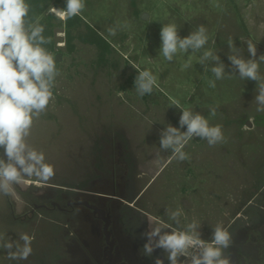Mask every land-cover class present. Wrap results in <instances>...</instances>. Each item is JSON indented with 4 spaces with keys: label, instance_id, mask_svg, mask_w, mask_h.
I'll return each mask as SVG.
<instances>
[{
    "label": "rangeland",
    "instance_id": "obj_1",
    "mask_svg": "<svg viewBox=\"0 0 264 264\" xmlns=\"http://www.w3.org/2000/svg\"><path fill=\"white\" fill-rule=\"evenodd\" d=\"M84 3L80 14L109 41L110 48L101 60L99 49L82 39L86 32L83 25L73 32L68 46L64 17L53 10L56 7L48 9L55 16L51 18L55 45L51 54L59 74L52 89L54 99L38 117L33 116L25 143L28 148L44 153L45 162L53 167L54 174L46 181L35 175L23 176L20 183L10 184L7 194L0 189V264H12L15 259L9 258V254L24 247L23 235L30 238L31 253L55 249L51 214L42 212L31 221L14 217L30 208L28 198L41 192L44 184L76 181L80 175L84 177L86 170L91 171V162L100 156L97 144L102 138L115 137L127 144L136 161L134 175L139 174L142 163L148 164L143 169L150 175L160 168L163 160L169 159L163 176L166 170L175 169L171 166L178 159L173 158L171 148L161 147V138L169 126L181 133L187 131V126L182 127L179 122L183 109L202 115L209 126L221 125L224 142L209 146L207 140L194 136L183 151L199 166L207 161L211 170L224 176L212 177L211 187L225 185L228 217L238 191L242 188L247 192L254 171L264 163V112L257 111L261 105L256 99L260 81L242 79L229 59L230 56L245 61L253 59L248 52L251 42L256 48L258 74L264 78V62L260 61L264 56V0H84ZM170 23L177 25L180 38L203 25L208 42L195 52L192 49L178 52L169 62L161 54L160 32L163 25ZM206 51L219 60L209 57L201 62ZM190 56V67L182 70ZM221 64L223 76L217 79L212 68ZM141 70L150 71L158 85L151 94L143 96L138 94L134 83ZM209 81L216 86L210 87ZM213 108L215 116L210 114ZM247 120L250 126L245 124ZM0 159L8 163L3 147ZM140 185L137 179L135 189ZM158 185L153 183L149 191L157 193ZM5 244L12 247L6 248Z\"/></svg>",
    "mask_w": 264,
    "mask_h": 264
},
{
    "label": "flooded vegetation",
    "instance_id": "obj_2",
    "mask_svg": "<svg viewBox=\"0 0 264 264\" xmlns=\"http://www.w3.org/2000/svg\"><path fill=\"white\" fill-rule=\"evenodd\" d=\"M245 124L251 125L248 120ZM97 145L100 156L91 162V171L76 181L44 184V191L28 198L30 208L14 217L31 221L42 212L51 214L55 249L30 253L12 264H172L169 251L156 246L159 235L150 239L149 233L157 228L160 235L191 232L207 245L213 243L217 227L229 234L227 247L214 245L220 247L221 259L264 264V163L254 171L247 192L238 191L228 217L225 185L211 187L212 177L224 176L207 161L199 166L193 159L177 160L171 166L175 169L163 176L169 159L150 175L148 164L142 163L134 175L136 161L125 142L107 137ZM157 182L159 191L151 193ZM173 212H179L175 219ZM192 223L196 228L190 230ZM146 244H151V253ZM188 253L178 255L177 264H191L201 249L189 248Z\"/></svg>",
    "mask_w": 264,
    "mask_h": 264
},
{
    "label": "clouds",
    "instance_id": "obj_3",
    "mask_svg": "<svg viewBox=\"0 0 264 264\" xmlns=\"http://www.w3.org/2000/svg\"><path fill=\"white\" fill-rule=\"evenodd\" d=\"M65 5V9L58 10L61 17L79 15L85 7L84 0H66ZM29 9L26 0H0V147L4 148L8 158V163L0 159V189L6 194L10 184L20 183L23 176L35 175L46 181L54 174L53 167L45 162L44 153L28 148L25 143V137L29 135L33 124V116L38 117L54 99L52 89L55 86V77L59 74L53 54L40 47V44L51 42V38L45 40L41 35L44 26L40 25L37 19L35 27L29 24L30 34L25 28ZM160 37L161 54L169 62L178 52L185 53L189 49L195 52L201 49L209 39L203 25L190 35L180 38L174 23L163 25ZM228 44L230 48L233 47L231 37ZM248 52L253 59L245 61L236 56H230L229 59L238 69L242 79L260 81L256 99L261 107H258L257 111L264 112V78L258 74L259 63L254 59L256 48L251 42L248 44ZM209 57L219 60L211 51H206L201 62ZM260 61L264 62V56L260 57ZM191 62L190 56L188 61L183 63L182 70L190 67ZM212 72L217 79H221L223 65L213 67ZM134 83L140 96L151 94L153 87H158L157 78L148 70L139 71ZM209 86L214 88L215 82L209 81ZM176 106L179 107L178 103ZM210 114L216 115L215 108ZM179 122L182 127L187 126V131L181 133L177 128L169 126L164 131L160 143L162 148H171L173 158L180 161L189 158L183 149L194 136L207 140L209 146H215L225 140L221 125L209 126L207 119L200 114L194 115L191 110L183 109ZM178 215L179 212H173V219ZM195 228V223L189 225L190 230ZM158 235L156 246L169 251L172 264H177L178 255H189V248L201 249L199 256L191 257V264H228L227 260L220 258V247L214 246L228 245L229 234L220 227L215 229L213 243L207 245L199 239L198 234L191 232L173 230L171 234L160 235V229L157 228L149 233V238ZM21 239L25 242L24 247L18 253H10L9 258L26 259L31 253L30 238L23 235ZM4 247L10 249L12 245L5 244ZM145 248L149 253L153 250L151 244H146Z\"/></svg>",
    "mask_w": 264,
    "mask_h": 264
},
{
    "label": "trees",
    "instance_id": "obj_4",
    "mask_svg": "<svg viewBox=\"0 0 264 264\" xmlns=\"http://www.w3.org/2000/svg\"><path fill=\"white\" fill-rule=\"evenodd\" d=\"M29 4V14L26 18L25 28L28 30L29 34L31 29L29 28V24L32 27L36 26L37 19L39 20V24L44 26V31L41 35L48 40L51 38V42L40 44V47L44 48L47 52L51 53L54 48L53 38V24L51 22V18L55 17L53 13L48 11L50 7H56L61 10L65 9V2L62 0H26ZM63 31L67 35V45L71 44V38L73 36V32L76 31L81 25L86 28V32L81 35L83 36V40L94 44L100 53V59L103 60L104 53L109 51L110 43L109 41L102 36L94 27H92L85 19L82 14L75 15L72 17H64L62 21Z\"/></svg>",
    "mask_w": 264,
    "mask_h": 264
},
{
    "label": "water",
    "instance_id": "obj_5",
    "mask_svg": "<svg viewBox=\"0 0 264 264\" xmlns=\"http://www.w3.org/2000/svg\"><path fill=\"white\" fill-rule=\"evenodd\" d=\"M141 17L142 18H145L146 17V14L145 13H142Z\"/></svg>",
    "mask_w": 264,
    "mask_h": 264
},
{
    "label": "bare ground",
    "instance_id": "obj_6",
    "mask_svg": "<svg viewBox=\"0 0 264 264\" xmlns=\"http://www.w3.org/2000/svg\"><path fill=\"white\" fill-rule=\"evenodd\" d=\"M53 10H55L56 12H58V9H56V8H53Z\"/></svg>",
    "mask_w": 264,
    "mask_h": 264
}]
</instances>
